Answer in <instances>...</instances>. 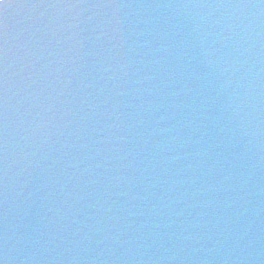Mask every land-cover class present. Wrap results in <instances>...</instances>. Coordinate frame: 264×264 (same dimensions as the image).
<instances>
[{"label": "water", "instance_id": "obj_1", "mask_svg": "<svg viewBox=\"0 0 264 264\" xmlns=\"http://www.w3.org/2000/svg\"><path fill=\"white\" fill-rule=\"evenodd\" d=\"M0 260L264 264V0H5Z\"/></svg>", "mask_w": 264, "mask_h": 264}, {"label": "snow or ice", "instance_id": "obj_2", "mask_svg": "<svg viewBox=\"0 0 264 264\" xmlns=\"http://www.w3.org/2000/svg\"><path fill=\"white\" fill-rule=\"evenodd\" d=\"M5 3V0H0V5H3Z\"/></svg>", "mask_w": 264, "mask_h": 264}, {"label": "clouds", "instance_id": "obj_3", "mask_svg": "<svg viewBox=\"0 0 264 264\" xmlns=\"http://www.w3.org/2000/svg\"><path fill=\"white\" fill-rule=\"evenodd\" d=\"M0 264H4V261L3 260H0Z\"/></svg>", "mask_w": 264, "mask_h": 264}]
</instances>
